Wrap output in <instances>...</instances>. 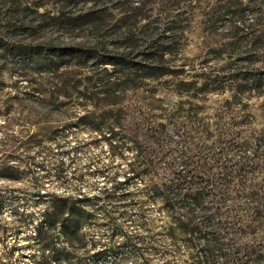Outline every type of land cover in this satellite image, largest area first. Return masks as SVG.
Returning a JSON list of instances; mask_svg holds the SVG:
<instances>
[{
    "label": "rangeland",
    "instance_id": "obj_1",
    "mask_svg": "<svg viewBox=\"0 0 264 264\" xmlns=\"http://www.w3.org/2000/svg\"><path fill=\"white\" fill-rule=\"evenodd\" d=\"M0 264H264V0H0Z\"/></svg>",
    "mask_w": 264,
    "mask_h": 264
},
{
    "label": "trees",
    "instance_id": "obj_2",
    "mask_svg": "<svg viewBox=\"0 0 264 264\" xmlns=\"http://www.w3.org/2000/svg\"><path fill=\"white\" fill-rule=\"evenodd\" d=\"M58 259H59L58 255H54V256H53V260H54V261H58Z\"/></svg>",
    "mask_w": 264,
    "mask_h": 264
}]
</instances>
